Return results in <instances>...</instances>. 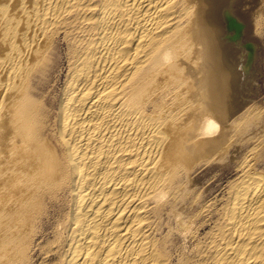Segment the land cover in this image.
Wrapping results in <instances>:
<instances>
[{"label":"bare ground","instance_id":"6f19581e","mask_svg":"<svg viewBox=\"0 0 264 264\" xmlns=\"http://www.w3.org/2000/svg\"><path fill=\"white\" fill-rule=\"evenodd\" d=\"M259 36L264 0H0V264H35L65 194L49 264H166L153 229L196 205L190 174L239 137L264 146L260 105L247 106ZM64 39L56 104L44 88ZM249 162L209 264H264V169Z\"/></svg>","mask_w":264,"mask_h":264},{"label":"rangeland","instance_id":"374dc122","mask_svg":"<svg viewBox=\"0 0 264 264\" xmlns=\"http://www.w3.org/2000/svg\"><path fill=\"white\" fill-rule=\"evenodd\" d=\"M256 38L259 42L258 43V49H257L256 64H257V67L259 68L260 72H259L257 79H256V82H255L256 85L254 84V86H253L254 88H253V91L250 95L251 99L247 103V106H249L250 104H255V105L257 104L258 106L260 105L261 109H260V107H258L259 113L264 118V36L263 37L259 36ZM64 47H66V48H64ZM68 50H69L68 41L65 39L59 40L58 50H57V52H58L57 56H59L58 57V65L53 69V72L51 73V75H52V78L50 80L51 83L48 82L44 88V90L49 94V98L51 100H53L56 104H57V101L59 98L60 89H61V86L64 82V77H65L66 70H67V55H68L67 52H68ZM256 91H257V93H256ZM259 126L260 125H258L256 129L262 130V128L264 127V124H263V127H259ZM249 135L251 136L252 139L250 138ZM249 135H247L245 137L244 136L239 137L240 141L243 140L242 138H244V140L247 142H245L244 140H243L244 142L243 141L240 142L239 138L237 139V142H239V143L237 144V142H236L237 146L232 148V150L234 152L232 150L229 151L228 155L226 156V158H227L226 162L224 161L225 160V158H224L223 162L222 161L220 162V165L216 164L214 166H205V167H202L199 169L196 168L195 169L196 171L194 170L190 174V178L192 177L191 179L194 182V191L197 190V191H195V193L197 192L196 194L193 193L194 198L196 199L195 202H197V201L199 202L198 205H197L198 202L195 205L197 209L194 206L195 203L191 204V202L188 201V202L180 205V207L182 205L185 206V207L182 206V208H181L184 211L180 209L178 211L179 213L177 212L176 214L171 213V214L167 215V213H169V211L164 210L162 212V214L159 216V218L156 220L157 225L153 229L152 239L154 240L157 237H158V239H157L158 241H160V239H161V241H163V239H164V241L162 243L163 244L162 248L164 249V253L167 257L166 258L167 260L165 262L166 264H170V263L171 264H209V262L212 260L213 254L209 249L210 242H211L212 238L214 237V234L216 233V231L219 228V225H220L222 218H223V210L227 206L228 202L231 199L232 191L234 190L235 186L238 185L239 175L241 174L240 169H239L240 163L245 158L247 160L251 159V162H249L250 164L248 163L249 165H251L250 169H254V166L257 170L264 169V162H263L264 161V150H263L264 146H256V145H258L259 142L256 140L257 138H253V137H256L255 134H253V137L251 134H249ZM247 137H248V140H246ZM249 138H250V140H249ZM241 143H243V145ZM236 144H234V145H236ZM249 145H251V146H249ZM256 151H257V153L259 152V154H257ZM246 152H247V154H246ZM238 153L242 154V156L239 155ZM261 153H262V155L260 156ZM252 156H254V157H252ZM257 156L260 158L258 159ZM239 157H240V159H239ZM250 157H252V158H250ZM253 158H254V160H253ZM238 159H239V161H238ZM255 159H257V160H255ZM260 159H261L262 164L259 161ZM235 160H236V162H238L237 164L235 163ZM254 161H255V163H253ZM257 162H259V163H257ZM226 164H228V165H226ZM231 165H233V166H231ZM261 165H262V168H261ZM206 169H207V171H206ZM210 173H211V175H210ZM216 180H218V181H216ZM228 182H229V184H228ZM196 185H197V187H196ZM204 186H205V189H204ZM205 192H206V195H205ZM199 194H201V195H199ZM222 195H223V197H222ZM200 196H202L201 199L198 198ZM197 199H199L200 201ZM69 200L70 199H69L68 195L65 194V195L61 196L59 201L53 202L50 205V208L48 209V215L43 218V234L39 235L38 238L35 239V242H34L33 254H34L35 264H49V262H51L49 260L51 258H48L46 256V253L48 251H50L52 244L54 245V243L56 242V240L58 238L57 233L60 231L59 230L60 229L59 222L65 217V214L68 211V207H69V203H70ZM202 200H205V201H203V203H202L201 202ZM188 203H189V206H188ZM206 205L208 206L207 209H205L207 207ZM186 207H188V209ZM189 207H191V208H189ZM185 209L188 210V213H190V214H188L187 211H185ZM191 209H193V210H191ZM196 211L198 212V215H197ZM180 212H181V214H180ZM183 213H185V214H183ZM182 214H183V216L185 215L184 216L185 218L182 216ZM211 214H213V215L211 216ZM176 215H177V217L178 216L179 217L177 218ZM163 216H164V218H163ZM188 217H189V219H188ZM194 217H195V219H193ZM168 218L170 221L168 220ZM158 220L160 221V223H158L159 222ZM179 221H181V222H179ZM164 222H165V224H164ZM183 222L185 225L183 224ZM190 223H191V225H190ZM179 224L180 225L183 224L184 227H183V225L180 226ZM186 225H188V227H186ZM213 225H214V228H213ZM167 226H169V227L167 228ZM200 226H201V228H200ZM158 227H160V228H159V231L157 232L156 229L158 230ZM177 227H178V229H177ZM197 228H199V229H197ZM186 229H188V230L186 231ZM166 235H169V236H166ZM176 237H177V240H176ZM168 241H170L172 246H170V243ZM206 241H207V243H206ZM164 243H165V246H164ZM203 248L205 251L203 250Z\"/></svg>","mask_w":264,"mask_h":264}]
</instances>
